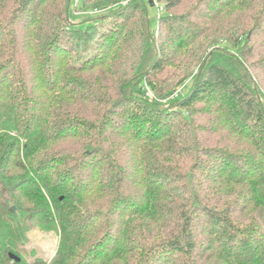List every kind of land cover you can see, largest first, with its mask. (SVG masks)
Wrapping results in <instances>:
<instances>
[{
  "label": "trees",
  "instance_id": "1",
  "mask_svg": "<svg viewBox=\"0 0 264 264\" xmlns=\"http://www.w3.org/2000/svg\"><path fill=\"white\" fill-rule=\"evenodd\" d=\"M74 1L0 0V264H264V0Z\"/></svg>",
  "mask_w": 264,
  "mask_h": 264
},
{
  "label": "rangeland",
  "instance_id": "2",
  "mask_svg": "<svg viewBox=\"0 0 264 264\" xmlns=\"http://www.w3.org/2000/svg\"><path fill=\"white\" fill-rule=\"evenodd\" d=\"M127 1H123L122 5H126ZM75 5H77V0L74 1V3L72 4L71 8H70V18L74 21V22H81V21H85L87 20V18L89 17L91 18H95L97 16H99L102 13H97L94 11H89L86 14H78L75 13ZM75 6V7H74ZM162 5H159L157 3H155L153 1V5L152 7L155 9H151L150 10V14L151 16L155 15V11L156 14H161L162 13ZM152 27H155V21L152 22ZM191 85V83L188 84V87ZM186 88V87H185ZM184 88V89H185ZM184 89H182V91H184ZM28 243L23 246V249H21V255L25 258V260H27V262H32L33 261V257L31 256V252L32 251H36L38 257H42V259L46 262H50L53 257L55 256V253L57 251V247H58V243H59V236L58 234H56L55 232H43L38 228H34L32 229L28 235Z\"/></svg>",
  "mask_w": 264,
  "mask_h": 264
},
{
  "label": "water",
  "instance_id": "3",
  "mask_svg": "<svg viewBox=\"0 0 264 264\" xmlns=\"http://www.w3.org/2000/svg\"><path fill=\"white\" fill-rule=\"evenodd\" d=\"M149 3H150V5L152 6V5H153V0H149ZM12 209H13V211H15V208H14V207H13ZM9 256H10V258H11L12 260H14V261H16V262H19V261H20V259H19L18 257H16L15 255H13V254H10Z\"/></svg>",
  "mask_w": 264,
  "mask_h": 264
}]
</instances>
